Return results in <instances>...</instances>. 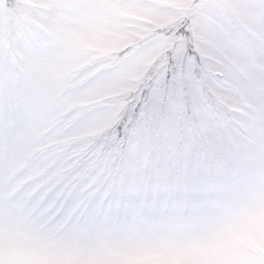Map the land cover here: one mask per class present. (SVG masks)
Instances as JSON below:
<instances>
[{"label":"snow or ice","instance_id":"snow-or-ice-1","mask_svg":"<svg viewBox=\"0 0 264 264\" xmlns=\"http://www.w3.org/2000/svg\"><path fill=\"white\" fill-rule=\"evenodd\" d=\"M0 264H264V0H0Z\"/></svg>","mask_w":264,"mask_h":264}]
</instances>
